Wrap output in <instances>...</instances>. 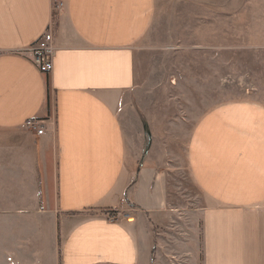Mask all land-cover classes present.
<instances>
[{
  "label": "crops",
  "instance_id": "1",
  "mask_svg": "<svg viewBox=\"0 0 264 264\" xmlns=\"http://www.w3.org/2000/svg\"><path fill=\"white\" fill-rule=\"evenodd\" d=\"M193 2L0 0V264H264V105L185 107Z\"/></svg>",
  "mask_w": 264,
  "mask_h": 264
},
{
  "label": "rangeland",
  "instance_id": "2",
  "mask_svg": "<svg viewBox=\"0 0 264 264\" xmlns=\"http://www.w3.org/2000/svg\"><path fill=\"white\" fill-rule=\"evenodd\" d=\"M182 9L187 13L207 12L202 22L212 28L211 34L215 36L211 39L218 43L214 51L195 54V61L200 64L193 70L200 78L195 83L190 78L182 85L186 92L185 107L204 110L237 101L264 105V0H202V3H186ZM233 13L243 14L247 20H234L236 27L231 36L226 35L230 23L227 14ZM187 21L190 23L191 19ZM243 23L248 30L242 33ZM182 172L178 184L189 195L187 198L193 197L188 174L186 170Z\"/></svg>",
  "mask_w": 264,
  "mask_h": 264
},
{
  "label": "built area",
  "instance_id": "3",
  "mask_svg": "<svg viewBox=\"0 0 264 264\" xmlns=\"http://www.w3.org/2000/svg\"><path fill=\"white\" fill-rule=\"evenodd\" d=\"M54 51L53 35L51 27L49 26L43 36L25 52L28 53L31 63L39 72L49 74L52 70ZM27 125L33 128L36 126L33 122H28ZM43 131V125H38L37 133L42 134ZM110 220H114V218H111Z\"/></svg>",
  "mask_w": 264,
  "mask_h": 264
}]
</instances>
